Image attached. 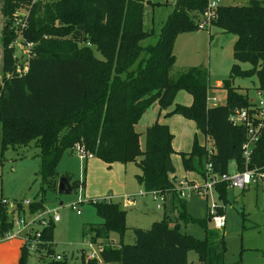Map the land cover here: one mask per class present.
Masks as SVG:
<instances>
[{"label": "trees", "instance_id": "1", "mask_svg": "<svg viewBox=\"0 0 264 264\" xmlns=\"http://www.w3.org/2000/svg\"><path fill=\"white\" fill-rule=\"evenodd\" d=\"M150 0H2V12L9 20L23 9L24 26L16 29L33 46L27 72L14 74L15 61L7 50L17 35L10 23L4 27L3 77L0 79V124L2 148L26 146L34 142L41 161L38 176L42 188L56 189V166L68 150L80 146L92 157L111 165L138 161V185L145 193H172V209L185 223L193 219L185 211V200L176 196L175 167L171 148L173 135L167 125L155 122L144 132V148L136 126L143 114L157 105L165 117L180 115L193 121L196 130L211 142L208 158L205 146L193 138L189 152L180 153L182 167L201 178L211 162L213 173H228L235 162L244 170L241 146L246 139L243 127L232 126L229 116L250 106V99L231 85L235 79L255 76L264 90V0H251L246 6H222L213 25L232 35L233 64L222 88L227 91L224 105L206 106L210 89L205 71L189 69L170 78L174 66V40L178 34L197 31V22L207 0H175L172 12L158 35L145 31L143 13ZM25 27V28H24ZM153 40V42H152ZM35 44V45H34ZM240 63L250 65L243 70ZM8 75H10L8 77ZM192 96L191 106L176 105L178 91ZM250 168L264 167V133L251 156ZM65 178L69 181V177ZM73 192L77 182H71ZM226 183L215 191L225 199ZM0 199V240L12 229L8 207ZM17 204L18 213L35 214L42 201L28 207ZM97 215L103 220L90 225L88 242L98 244L99 259L88 260L81 253L76 264H187L190 250L198 264H225L223 235L209 231L204 222L205 239L198 241L169 229L167 216L154 222L149 230L134 229V243L109 242L111 232L123 236L125 212L114 203L95 201ZM220 212V211H219ZM53 224V222H52ZM52 224L41 231L33 251L21 245L18 264H69L56 260L50 239Z\"/></svg>", "mask_w": 264, "mask_h": 264}, {"label": "rangeland", "instance_id": "2", "mask_svg": "<svg viewBox=\"0 0 264 264\" xmlns=\"http://www.w3.org/2000/svg\"><path fill=\"white\" fill-rule=\"evenodd\" d=\"M250 1L220 0V5L246 6ZM174 2L175 0H150L149 4H145L144 30L158 35L173 10ZM25 15H27L26 10L20 9L13 13L12 19L9 20L2 12V0H0V79L3 77L4 62L2 36L4 27L9 23L11 31L17 32V35L10 41L7 50L11 51L12 61L20 64V67L26 64L25 44L28 41L16 29L18 24L24 25ZM234 41V36L224 34L213 24L209 31L197 30L178 34L173 45L175 63L169 72L170 78H177L179 74L192 68H201L205 71L210 87L206 97L207 95L216 97L219 99L218 105L220 102L225 104L227 91L222 86L234 63L232 59ZM239 65L243 70L250 68L247 63ZM231 87L246 94L250 100H256L258 97L256 94L258 81L255 76L235 79ZM192 102L190 94L183 90L178 91L169 111L176 105L189 107ZM165 113V111L160 113L155 104L143 114L135 128L140 134L141 149L144 148V132L147 127L155 122L167 125L173 135L171 148L174 151L172 155L175 167L174 189L183 182L200 184L203 178L185 171L179 154L190 151L194 136L199 144H207V147H210L209 137L197 131L193 121L176 114L165 117ZM1 141L2 125L0 124V199L5 200L9 206L13 203L34 202L41 199L42 210L36 214L43 215L47 211H54L59 222L52 224V215L50 218L46 215V220L52 224L50 239L54 254L61 256L69 264L79 263L82 252L94 253L99 259L97 246L100 241L90 244L88 239L92 235H83V232L88 233L90 225L103 222L92 203L107 198L125 212L126 230L122 237L117 232H111L110 243L118 244L122 241L125 245L133 244L134 229L149 230L154 222L161 221L166 215L169 229L174 230L178 226L180 234L195 240L205 239L206 233L201 222L206 224L209 231L223 235L225 264H264V192L260 188L241 191L227 187L224 200L218 199L215 189L204 196L190 192L189 197L182 200H185V211L193 221L185 223L178 219V213L172 209V193L166 192L161 195L155 192L145 193L138 185L136 175L141 174L137 164L139 159L125 165L113 163L109 167L100 160L99 162L82 160L75 150H68L56 166L55 180L58 183L60 178L66 176L69 177L70 184L77 182V186L74 192L64 195L59 194L57 188H48L46 185L42 188L38 176L41 165L39 149L34 142L26 146L3 149ZM235 171V162L231 161L228 172L233 174ZM214 206H217L218 214L223 215L225 219V226L219 230L208 222V211ZM72 207H76L80 214H77ZM187 264H198L197 255L192 250L187 254Z\"/></svg>", "mask_w": 264, "mask_h": 264}, {"label": "built area", "instance_id": "3", "mask_svg": "<svg viewBox=\"0 0 264 264\" xmlns=\"http://www.w3.org/2000/svg\"><path fill=\"white\" fill-rule=\"evenodd\" d=\"M36 0H34L35 2ZM220 7V0H207L205 10L200 15L197 22V29L203 31H209L213 22L217 18V10ZM25 26V25H24ZM32 44L26 42L25 49L27 50V60L23 67L20 64L15 65L14 74L22 76L27 72L28 60L30 55V49ZM10 75H8L9 77ZM256 94L258 97L256 100H250V106L235 110L229 116V123L232 126L243 127L246 132V139L241 146L242 157L244 160V170L235 171L233 174H215L213 173L212 164L208 161L205 165V175L200 184L193 183H180L179 187L175 189V192L180 199L189 197L190 192H194L199 196L208 195L212 193L215 186L219 183H226L229 188L244 190L252 184L260 185L264 188V167H253L250 168V161L252 152L264 133V90H257ZM219 99L210 95L206 97V106H217ZM224 103L220 102V105ZM206 148L208 158L212 155L211 147H207V144H203ZM74 150L82 160L92 158V155L85 152L80 146H76ZM158 193V192H155ZM160 194V193H158ZM161 195V194H160ZM105 202H111L110 198L104 199ZM3 204L8 207V213L11 216L12 229L5 234L0 241H9L17 239L21 242V245H27L30 251H33L35 245L39 242L41 231L48 225L46 215L50 218L52 215V222H59L58 216L54 211H47L45 214H29V213H18L17 204L13 203L11 206L3 200ZM31 202L23 201L22 207H28ZM76 210V207H72ZM217 206L208 211L209 221L213 224V227L217 230L222 229L225 226V219L223 215L218 214L216 210ZM77 214H80L78 210ZM91 247V246H90ZM86 254V253H85ZM88 260L96 259L94 253L86 254ZM56 260H61V256L56 255Z\"/></svg>", "mask_w": 264, "mask_h": 264}, {"label": "crops", "instance_id": "4", "mask_svg": "<svg viewBox=\"0 0 264 264\" xmlns=\"http://www.w3.org/2000/svg\"><path fill=\"white\" fill-rule=\"evenodd\" d=\"M89 160L90 162L93 161L99 162V160L94 157L90 158ZM108 166L110 167V165ZM192 174L194 175V173ZM250 188H260L264 192V188L256 184L255 185L252 184L244 190H248ZM20 248H21V242L17 239H13L9 241H0V264H18V260L20 257Z\"/></svg>", "mask_w": 264, "mask_h": 264}, {"label": "water", "instance_id": "5", "mask_svg": "<svg viewBox=\"0 0 264 264\" xmlns=\"http://www.w3.org/2000/svg\"><path fill=\"white\" fill-rule=\"evenodd\" d=\"M57 190L59 194H71L73 192V189L69 183V181L65 178L62 177L59 179ZM208 222H210L208 220ZM29 264H31V261H29Z\"/></svg>", "mask_w": 264, "mask_h": 264}]
</instances>
